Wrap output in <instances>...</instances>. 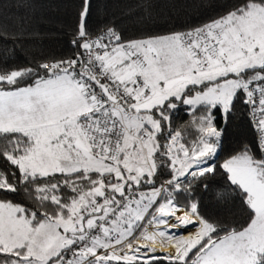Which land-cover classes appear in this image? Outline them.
Segmentation results:
<instances>
[{"label": "snow or ice", "instance_id": "obj_1", "mask_svg": "<svg viewBox=\"0 0 264 264\" xmlns=\"http://www.w3.org/2000/svg\"><path fill=\"white\" fill-rule=\"evenodd\" d=\"M90 7L74 58L0 69V264H264V0L134 40L93 36ZM237 103L259 142L220 165L249 210L232 225L203 215L197 193ZM181 106L195 137L172 127Z\"/></svg>", "mask_w": 264, "mask_h": 264}, {"label": "trees", "instance_id": "obj_2", "mask_svg": "<svg viewBox=\"0 0 264 264\" xmlns=\"http://www.w3.org/2000/svg\"><path fill=\"white\" fill-rule=\"evenodd\" d=\"M237 0H90L87 19L92 34L106 26H114L124 40L139 39L187 30L209 22L226 12ZM84 0H5L0 8V27L9 33L23 32L22 36L0 37V69L13 66L75 57L78 49L72 44L76 25ZM174 114L172 127L193 134L191 117L183 110ZM163 143V141H161ZM244 144L257 148L254 132L249 123L247 107L237 103L224 137L223 148L215 160L218 173L207 178L209 191L201 187L197 193L200 211L216 220L239 225L247 220L248 209L240 192L233 191L220 165ZM258 151V149H257ZM6 162H0V170ZM169 178L167 168L162 169L160 181ZM226 193L218 199L217 193ZM14 194H9L11 199ZM15 202L35 207L27 194L21 193ZM183 202V201H182ZM153 264H169L167 260Z\"/></svg>", "mask_w": 264, "mask_h": 264}, {"label": "built area", "instance_id": "obj_3", "mask_svg": "<svg viewBox=\"0 0 264 264\" xmlns=\"http://www.w3.org/2000/svg\"><path fill=\"white\" fill-rule=\"evenodd\" d=\"M99 32H100V30L97 33L93 34V36L99 34ZM246 107H247V115H248L249 123H250L251 128H252V130L254 132L256 144L258 145V142H259V133H258L257 128L254 126L253 119H252V116L250 114V108L247 105H246Z\"/></svg>", "mask_w": 264, "mask_h": 264}, {"label": "rangeland", "instance_id": "obj_4", "mask_svg": "<svg viewBox=\"0 0 264 264\" xmlns=\"http://www.w3.org/2000/svg\"><path fill=\"white\" fill-rule=\"evenodd\" d=\"M192 131H193V134L196 135L194 128H193ZM181 231H183V230H181ZM160 253H161L160 250H158L157 253H156V255H159V256L167 255V253H163V254H160Z\"/></svg>", "mask_w": 264, "mask_h": 264}, {"label": "crops", "instance_id": "obj_5", "mask_svg": "<svg viewBox=\"0 0 264 264\" xmlns=\"http://www.w3.org/2000/svg\"><path fill=\"white\" fill-rule=\"evenodd\" d=\"M160 252H161L160 254L167 253L168 249H164L163 251H160Z\"/></svg>", "mask_w": 264, "mask_h": 264}]
</instances>
